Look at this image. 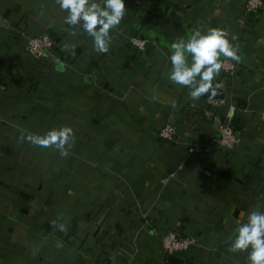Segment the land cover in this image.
I'll use <instances>...</instances> for the list:
<instances>
[{"label":"crops","instance_id":"1","mask_svg":"<svg viewBox=\"0 0 264 264\" xmlns=\"http://www.w3.org/2000/svg\"><path fill=\"white\" fill-rule=\"evenodd\" d=\"M244 1L125 0L98 53L56 0H0V264H248L229 249L238 224L264 211V7L248 13ZM213 27L236 37L241 62L193 101L169 80L170 46ZM42 32L56 41L51 62L26 48ZM212 113L236 146L211 140ZM169 120L174 142L158 134ZM62 126L75 135L67 156L21 140ZM168 229L199 241L168 254Z\"/></svg>","mask_w":264,"mask_h":264},{"label":"clouds","instance_id":"2","mask_svg":"<svg viewBox=\"0 0 264 264\" xmlns=\"http://www.w3.org/2000/svg\"><path fill=\"white\" fill-rule=\"evenodd\" d=\"M61 11L67 13L64 22L72 26H81L93 40L94 50L107 53L112 42L111 32L117 28L125 15L127 7L125 0H56ZM76 36L75 30L69 33ZM233 36L220 28H209L207 31L195 29L188 37L179 38L170 46L171 71L169 80L173 84L187 87L193 101L199 100L210 91L215 92L213 81L224 67L221 57L235 63L241 62V57L235 45ZM173 106L175 102L173 101ZM26 139L34 146L55 148L61 155L67 156L75 143L73 128L62 126L52 128L43 135L21 133V140ZM54 228L67 231L64 223L52 221ZM235 237L229 251L246 252L248 264H264V211H252L246 222L238 224ZM62 247V242H58Z\"/></svg>","mask_w":264,"mask_h":264},{"label":"built area","instance_id":"3","mask_svg":"<svg viewBox=\"0 0 264 264\" xmlns=\"http://www.w3.org/2000/svg\"><path fill=\"white\" fill-rule=\"evenodd\" d=\"M244 10L248 13H257L264 7V0H245L244 1ZM131 43L137 50L141 51L146 48L148 39L140 36H131ZM55 38L48 32H42L30 36L27 39L26 48L28 52L35 57L44 62H51L56 57L54 51L55 47ZM224 67L222 68L225 71H234L235 64L233 61L224 58L223 60ZM211 116L218 122L219 134L215 136L212 141H216L220 145H223L227 148H232L236 146L241 138L236 133L235 128L232 124L223 121L220 116L216 113H212ZM159 136L163 139L174 142L178 140V126L177 123L173 121H167L164 125L161 126L159 130ZM202 149L198 144H190L188 146L189 152H195ZM184 165H181L183 167ZM199 237L194 234H182L176 229H168L162 232L161 245L162 248L168 253H174L175 251L184 250L192 245L197 244Z\"/></svg>","mask_w":264,"mask_h":264},{"label":"water","instance_id":"4","mask_svg":"<svg viewBox=\"0 0 264 264\" xmlns=\"http://www.w3.org/2000/svg\"><path fill=\"white\" fill-rule=\"evenodd\" d=\"M210 95H211V96H214L212 92H210Z\"/></svg>","mask_w":264,"mask_h":264}]
</instances>
